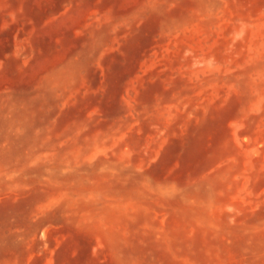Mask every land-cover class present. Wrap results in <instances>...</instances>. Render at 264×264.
Wrapping results in <instances>:
<instances>
[{
  "label": "rangeland",
  "instance_id": "rangeland-1",
  "mask_svg": "<svg viewBox=\"0 0 264 264\" xmlns=\"http://www.w3.org/2000/svg\"><path fill=\"white\" fill-rule=\"evenodd\" d=\"M0 264H264V0H0Z\"/></svg>",
  "mask_w": 264,
  "mask_h": 264
}]
</instances>
